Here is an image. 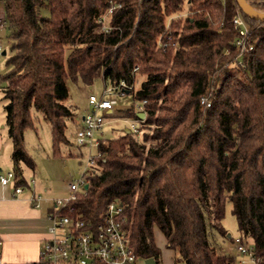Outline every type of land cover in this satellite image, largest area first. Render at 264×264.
<instances>
[{"label": "trees", "instance_id": "16d2710c", "mask_svg": "<svg viewBox=\"0 0 264 264\" xmlns=\"http://www.w3.org/2000/svg\"><path fill=\"white\" fill-rule=\"evenodd\" d=\"M245 2L264 12V0ZM0 4L9 29L0 102L15 187H28L23 166L35 169L24 133L35 129L37 115L49 125L53 155L61 147L82 155L74 147L80 118L65 105L68 81L124 80L134 104L145 101L139 133L125 127L99 145L88 188L69 215L92 221L116 201L137 257L162 263L157 229L175 264H232L210 241L212 232L228 240L222 220L229 204L241 241L264 259V21L246 17L235 0ZM111 5L104 33L99 20ZM237 14L248 27L243 52L235 45ZM136 76L144 81L135 91ZM122 118L138 117L129 108Z\"/></svg>", "mask_w": 264, "mask_h": 264}, {"label": "built area", "instance_id": "2783aa9c", "mask_svg": "<svg viewBox=\"0 0 264 264\" xmlns=\"http://www.w3.org/2000/svg\"><path fill=\"white\" fill-rule=\"evenodd\" d=\"M113 9L114 6L111 5L99 20V29L104 33H108L111 29L106 24L105 18L112 14ZM232 23L239 34L235 45L241 52L246 51L248 27L239 14L233 18ZM250 49L251 47H248V50ZM1 51L0 47V53ZM131 87L124 80H120L116 85L104 86L100 98L94 95L88 97L89 110L80 117L79 127L74 136V147L86 152V162L78 178L69 183L68 195L62 199L52 200V210L47 216L49 223L47 238L38 259L32 264H145V259L137 257L129 246L128 234L123 227L124 208L118 202L113 201L108 204L92 221H83L69 215L73 212L72 204L76 201L77 195L85 190L86 176L100 158L99 145L108 139L104 130L106 122L113 118H122L115 115V111L118 110L116 101L108 98L107 95L112 93L124 95V91H128ZM144 104L145 101L137 102L129 108L137 114L144 113ZM125 119L128 124L127 131L138 134L142 120ZM0 185L13 186L14 197L23 192L22 187L14 186L12 170L0 173ZM40 200V197L31 194L30 201L35 207H38ZM232 242L236 245V252L248 263L264 264V259L258 255L252 242H243L239 236ZM0 264H2L1 251Z\"/></svg>", "mask_w": 264, "mask_h": 264}, {"label": "rangeland", "instance_id": "374dc122", "mask_svg": "<svg viewBox=\"0 0 264 264\" xmlns=\"http://www.w3.org/2000/svg\"><path fill=\"white\" fill-rule=\"evenodd\" d=\"M8 36L9 29L4 21V8L3 5L0 4V47L2 48L1 52H6V55H1L0 53V74L4 73L6 70L4 62L7 55H9ZM143 81L144 77L136 76L133 86L135 91L139 89ZM104 86L109 87L108 84L103 83L100 79L94 81L91 86H85L80 82L74 83L68 81V98L65 105L72 109L74 114L80 118L89 110L88 97L90 95H94L95 97L100 98L102 96ZM107 97L116 101L118 110L115 111V115L117 117H124V111L126 108H129L134 104L131 94L120 95L118 93H112L107 95ZM3 113L2 103L0 102V115H2L5 123ZM37 117L38 119L35 122V129L26 130L24 133L25 148L35 163V169L30 170L28 167H22V176L29 186L22 188L25 195L34 190L35 197H40V199L48 198L51 201L55 199H62L68 195L69 183L78 178L79 173L83 169L86 162L87 154L84 150H81L82 155L79 158L75 156H68L66 153H63V147H61V154L53 155L51 150L49 125L40 115H37ZM126 120L127 119L125 118H113L110 121H107L104 128L106 137L112 139L119 136L123 129L128 126ZM4 123L1 125L4 126ZM77 124H79V122ZM68 127L69 129L67 134L71 137L70 135L74 134L76 127L73 124H70ZM71 138L73 140V137ZM5 139L9 140L7 135L5 136ZM10 150L11 146L5 150V158H2V163H0V169L4 172L12 168V162L9 157ZM222 226L227 233L230 234L232 240H226L220 235H217L216 232H212V235L210 236L212 244L215 245V248L218 250L222 247L228 251L229 255L233 258L232 264H250L236 252V245L232 242L239 235L236 220L231 214V205L229 204L225 207ZM162 263L175 264L176 260L174 252L164 251Z\"/></svg>", "mask_w": 264, "mask_h": 264}, {"label": "crops", "instance_id": "0c3cea01", "mask_svg": "<svg viewBox=\"0 0 264 264\" xmlns=\"http://www.w3.org/2000/svg\"><path fill=\"white\" fill-rule=\"evenodd\" d=\"M2 123H4V120L0 115V125ZM5 131L4 126L1 125L0 163H2V158H5V150L11 146L10 140L5 139ZM10 153L11 150L9 157ZM2 171L0 169V173L4 172ZM13 193V186L0 185L1 263L32 264L38 259L39 252L47 238L49 224L47 216L52 210V201L43 198L42 201L40 200L38 207H35L30 201V196L34 194V190L27 195L23 191L16 197L13 196ZM154 237L157 246L161 250L162 257L164 251L171 252L165 249L166 241L159 230H154Z\"/></svg>", "mask_w": 264, "mask_h": 264}, {"label": "water", "instance_id": "95a60500", "mask_svg": "<svg viewBox=\"0 0 264 264\" xmlns=\"http://www.w3.org/2000/svg\"><path fill=\"white\" fill-rule=\"evenodd\" d=\"M237 3L238 8L240 9V11L248 18L250 19H255V20H259V21H264V12H260L257 10H254L253 8H251L246 2L245 0H235ZM1 55H5V51H3L1 53ZM124 93L127 95L129 92L128 91H124ZM137 117L140 120H143L145 117L144 113H138ZM128 132V131H127ZM88 185L84 186V189H87ZM227 239L230 238V234L227 233ZM145 264H156V262L154 261V259L152 258H148L145 259Z\"/></svg>", "mask_w": 264, "mask_h": 264}]
</instances>
